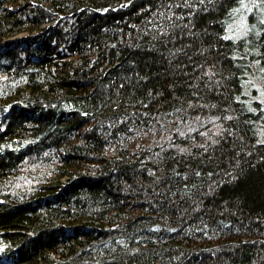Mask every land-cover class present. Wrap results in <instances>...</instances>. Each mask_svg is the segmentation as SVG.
I'll use <instances>...</instances> for the list:
<instances>
[{"label":"trees","instance_id":"obj_1","mask_svg":"<svg viewBox=\"0 0 264 264\" xmlns=\"http://www.w3.org/2000/svg\"><path fill=\"white\" fill-rule=\"evenodd\" d=\"M0 247L264 264V0H0Z\"/></svg>","mask_w":264,"mask_h":264},{"label":"rangeland","instance_id":"obj_2","mask_svg":"<svg viewBox=\"0 0 264 264\" xmlns=\"http://www.w3.org/2000/svg\"><path fill=\"white\" fill-rule=\"evenodd\" d=\"M241 24H242V22H241ZM240 25V24H239ZM240 28L242 27V25L241 26H239ZM25 33H23V34H21V35H24ZM0 264H8L7 262H6V260H5V258L4 257H2V255H1V247H0Z\"/></svg>","mask_w":264,"mask_h":264}]
</instances>
